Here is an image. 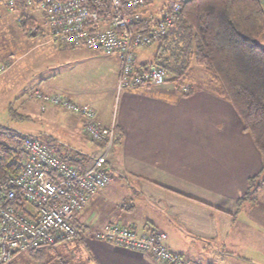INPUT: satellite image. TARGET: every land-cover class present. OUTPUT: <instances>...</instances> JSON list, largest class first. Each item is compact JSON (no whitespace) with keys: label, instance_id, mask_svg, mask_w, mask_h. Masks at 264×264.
<instances>
[{"label":"crops","instance_id":"crops-1","mask_svg":"<svg viewBox=\"0 0 264 264\" xmlns=\"http://www.w3.org/2000/svg\"><path fill=\"white\" fill-rule=\"evenodd\" d=\"M37 26L48 34L41 19ZM51 41L49 36L46 42ZM258 41L264 46V31ZM53 46L58 51L69 47L74 76L83 80L93 77L87 73L90 62L93 68L99 66L96 85L83 91L74 86L73 100L94 107L100 124L116 123L117 141L108 163L112 180L74 214V224L101 228L120 223L139 233L158 229L166 233L171 252L194 264H263L264 214L237 209L249 179L261 172L263 159L232 104L211 83L194 85V68L187 79L188 93L182 91V82L117 92L116 55L115 68L109 70L99 65L107 57L102 52L81 44ZM137 60V66L150 62ZM43 92L56 91L45 86ZM48 106L51 117L58 116L60 107ZM68 116L67 129L74 131L69 158L82 169L95 145L84 133L81 117ZM29 255H24V264H160L90 236Z\"/></svg>","mask_w":264,"mask_h":264},{"label":"built area","instance_id":"built-area-1","mask_svg":"<svg viewBox=\"0 0 264 264\" xmlns=\"http://www.w3.org/2000/svg\"><path fill=\"white\" fill-rule=\"evenodd\" d=\"M184 1L4 0V4L10 11L18 10L21 14L38 13L50 38L61 46L81 44L116 55L119 59L116 89L120 92L151 90L170 80L159 65L137 66L135 52L166 36ZM256 1L264 7V0ZM142 21L147 26L136 29ZM8 68L9 63L0 62V75ZM181 89L186 93L188 84H181ZM35 96L41 100L42 109L55 105L80 116L83 131L95 149L82 169H78L36 137L25 136L23 154L9 159L14 172L0 183V264H12L19 254L55 248L60 242L78 236L110 241L160 264H194L166 247L167 235L161 230L139 233L120 223L101 228L74 224V214L112 180L108 163L117 141L116 123L100 124L94 107L61 93L36 90Z\"/></svg>","mask_w":264,"mask_h":264},{"label":"trees","instance_id":"trees-1","mask_svg":"<svg viewBox=\"0 0 264 264\" xmlns=\"http://www.w3.org/2000/svg\"><path fill=\"white\" fill-rule=\"evenodd\" d=\"M19 16L17 23L23 34L32 35L30 30L38 21L35 14ZM145 26L142 21L136 29ZM263 31L264 7L256 0H186L166 36L155 41L152 60L139 65H159L170 80L185 84H189L186 80L191 69L201 66L217 94L232 104L263 159L261 172L249 179L248 190L238 199L237 207L249 198V189L264 174V46L258 41ZM26 135L0 125L1 184L14 172L9 159L23 154ZM61 158L73 164V157Z\"/></svg>","mask_w":264,"mask_h":264},{"label":"rangeland","instance_id":"rangeland-1","mask_svg":"<svg viewBox=\"0 0 264 264\" xmlns=\"http://www.w3.org/2000/svg\"><path fill=\"white\" fill-rule=\"evenodd\" d=\"M153 6L154 4L151 7ZM35 16L39 17L38 13ZM19 17L18 10L10 11L5 4L0 3V56L3 54L8 57L0 62L9 63V68L0 75V125L34 136L58 156L68 158L69 153L72 155L74 152V131L67 129L66 122L71 113L59 108L58 116L51 117L50 106L42 109L41 100L35 96V91L36 89L44 91L45 86H51L56 92L49 93L59 92L74 99V86L83 91L87 87L93 88L92 85H96L93 84V78L96 77L94 74L99 66L93 68L90 62L87 73L93 76H90L91 79L83 80L79 74L74 76V54L66 50L69 47L58 51L57 47L53 46L56 44L55 41H51V44L47 43L49 35L42 34L45 28L33 27L30 30L32 35H24L17 23ZM156 47V42L139 47L135 52V59L151 61ZM106 56L105 59H100L103 62L99 65L113 70L116 65L113 60L115 55L106 54ZM193 72L191 81L194 85L211 83L203 67L194 66ZM166 82L179 84L181 81L167 80ZM263 176L264 174L260 175L254 183L255 187L249 189V198L241 202L239 211L248 209L249 212L253 210L261 216L264 214ZM29 254H21L12 264H15L14 262L24 264L23 257L24 255L31 257Z\"/></svg>","mask_w":264,"mask_h":264}]
</instances>
